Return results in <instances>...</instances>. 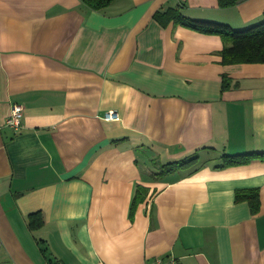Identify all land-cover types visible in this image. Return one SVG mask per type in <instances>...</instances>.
Here are the masks:
<instances>
[{
	"label": "crops",
	"instance_id": "crops-1",
	"mask_svg": "<svg viewBox=\"0 0 264 264\" xmlns=\"http://www.w3.org/2000/svg\"><path fill=\"white\" fill-rule=\"evenodd\" d=\"M176 8L234 29L264 17V0H0V264H49L45 246L62 264H264V160L219 168L264 154V64L223 65L220 36L155 19ZM193 154L198 170L151 176Z\"/></svg>",
	"mask_w": 264,
	"mask_h": 264
},
{
	"label": "trees",
	"instance_id": "trees-1",
	"mask_svg": "<svg viewBox=\"0 0 264 264\" xmlns=\"http://www.w3.org/2000/svg\"><path fill=\"white\" fill-rule=\"evenodd\" d=\"M241 1L243 0H219V6L222 9H228ZM83 2L93 11H102L108 8L114 0H83ZM155 19L164 26L173 22L203 34L220 36L225 44L224 49L220 52L223 65L264 64V17L259 23L245 29H234L228 24L214 21L191 19L186 17L179 8L159 12L155 15ZM222 82L224 92L237 87L228 75H223ZM205 149L215 151L211 148ZM222 158L224 164L219 168L242 166L251 163L253 160H264V154L225 155ZM204 163L199 154H193L183 160L160 165L151 176L155 180H160L180 170H198ZM148 193L147 188L141 185L137 187L131 207V219L133 221L139 206L146 200ZM236 200L237 202H248L254 214H257L261 209L259 189L239 190L236 193ZM43 226L44 218L41 212L30 216L29 227L32 231H37ZM41 243L44 244L45 242ZM43 253L46 255L49 264H62L59 260L51 257L46 246L43 248Z\"/></svg>",
	"mask_w": 264,
	"mask_h": 264
},
{
	"label": "built area",
	"instance_id": "built-area-1",
	"mask_svg": "<svg viewBox=\"0 0 264 264\" xmlns=\"http://www.w3.org/2000/svg\"><path fill=\"white\" fill-rule=\"evenodd\" d=\"M23 119H24V107L20 104H13L11 108V114L6 120V126L12 128L16 131H19L23 128ZM105 119L107 121H119L120 116L116 112H109L106 114ZM2 125L0 123V129ZM145 264H177L175 259L166 260L160 259L153 262H147Z\"/></svg>",
	"mask_w": 264,
	"mask_h": 264
}]
</instances>
